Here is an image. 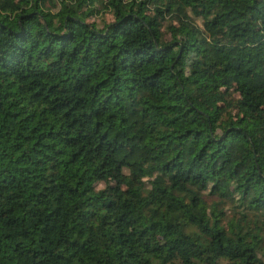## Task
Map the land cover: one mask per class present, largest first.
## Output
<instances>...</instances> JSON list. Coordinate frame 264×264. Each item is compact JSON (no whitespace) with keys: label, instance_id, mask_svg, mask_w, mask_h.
Listing matches in <instances>:
<instances>
[{"label":"trees","instance_id":"obj_1","mask_svg":"<svg viewBox=\"0 0 264 264\" xmlns=\"http://www.w3.org/2000/svg\"><path fill=\"white\" fill-rule=\"evenodd\" d=\"M0 264H264V0H0Z\"/></svg>","mask_w":264,"mask_h":264},{"label":"rangeland","instance_id":"obj_2","mask_svg":"<svg viewBox=\"0 0 264 264\" xmlns=\"http://www.w3.org/2000/svg\"><path fill=\"white\" fill-rule=\"evenodd\" d=\"M150 8H151V6H149V9ZM92 21L95 23H101L102 21H104L105 23H109L112 21V17H111L110 12H108L107 10H101L98 12L97 15L90 16L89 18L86 19V22H88V23H90ZM193 23L196 26L201 27L199 19H194ZM161 30H162V32L165 33L164 25H163ZM165 38L168 39V35H165ZM185 65L189 69L194 70L197 68V59L192 54H189L188 59H186V61H185ZM140 181H142V180H140ZM97 188L98 189L102 188V185H98Z\"/></svg>","mask_w":264,"mask_h":264}]
</instances>
